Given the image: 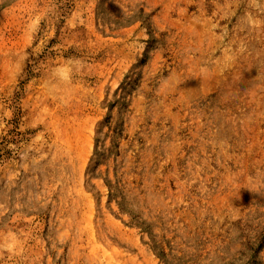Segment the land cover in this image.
Returning <instances> with one entry per match:
<instances>
[{
	"label": "rangeland",
	"instance_id": "374dc122",
	"mask_svg": "<svg viewBox=\"0 0 264 264\" xmlns=\"http://www.w3.org/2000/svg\"><path fill=\"white\" fill-rule=\"evenodd\" d=\"M263 230L264 0H0V264H241Z\"/></svg>",
	"mask_w": 264,
	"mask_h": 264
},
{
	"label": "trees",
	"instance_id": "16d2710c",
	"mask_svg": "<svg viewBox=\"0 0 264 264\" xmlns=\"http://www.w3.org/2000/svg\"><path fill=\"white\" fill-rule=\"evenodd\" d=\"M109 188L111 189V183H107ZM113 197V192H110V199H112ZM121 198L122 195H121ZM120 206L122 207V209L124 208L123 206V199L119 202ZM124 210V209H123ZM133 217V216H132ZM135 218V217H133ZM137 224H139L136 221ZM141 227L145 228L144 225H141ZM157 243H155V249L157 250V254L158 256L162 259V258H166V252L164 250H160L161 246L158 245ZM247 248L245 251H242V255L244 256L242 258V262L241 264H259L261 261L259 259L260 256V252L264 247V230L260 231L253 239H249L247 244H246ZM169 260V261H168ZM166 260L165 262L167 264H170V259ZM180 264V263H179ZM227 264H235L234 262H228Z\"/></svg>",
	"mask_w": 264,
	"mask_h": 264
},
{
	"label": "clouds",
	"instance_id": "9594fccd",
	"mask_svg": "<svg viewBox=\"0 0 264 264\" xmlns=\"http://www.w3.org/2000/svg\"><path fill=\"white\" fill-rule=\"evenodd\" d=\"M61 75H63V73H61ZM66 78V77H65Z\"/></svg>",
	"mask_w": 264,
	"mask_h": 264
}]
</instances>
